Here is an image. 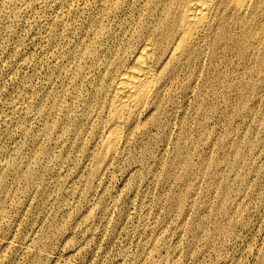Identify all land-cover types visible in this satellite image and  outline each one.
<instances>
[{
  "label": "rangeland",
  "instance_id": "obj_1",
  "mask_svg": "<svg viewBox=\"0 0 264 264\" xmlns=\"http://www.w3.org/2000/svg\"><path fill=\"white\" fill-rule=\"evenodd\" d=\"M164 1L0 0V264H264V6L167 71L154 41L160 79L99 171Z\"/></svg>",
  "mask_w": 264,
  "mask_h": 264
},
{
  "label": "bare ground",
  "instance_id": "obj_2",
  "mask_svg": "<svg viewBox=\"0 0 264 264\" xmlns=\"http://www.w3.org/2000/svg\"><path fill=\"white\" fill-rule=\"evenodd\" d=\"M263 6L264 0L164 1L162 18L159 19L155 35L140 44L134 59L129 65L124 66L112 84L99 149L95 154L99 162V171H102L116 155L122 140L123 125L136 120L160 79L157 68L160 61L155 56V42L157 45L162 40L168 43V63L167 67L163 68L167 71L173 69L174 64L185 53L192 51L208 30L218 27L228 11L232 10L243 16L253 15ZM248 23L251 24L249 21ZM160 72L163 77L164 72Z\"/></svg>",
  "mask_w": 264,
  "mask_h": 264
}]
</instances>
